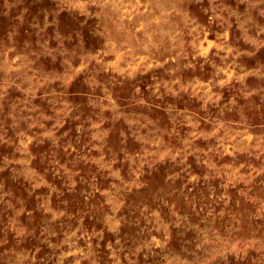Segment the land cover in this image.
I'll return each mask as SVG.
<instances>
[{
	"label": "rangeland",
	"instance_id": "obj_1",
	"mask_svg": "<svg viewBox=\"0 0 264 264\" xmlns=\"http://www.w3.org/2000/svg\"><path fill=\"white\" fill-rule=\"evenodd\" d=\"M0 264H264V0H0Z\"/></svg>",
	"mask_w": 264,
	"mask_h": 264
}]
</instances>
